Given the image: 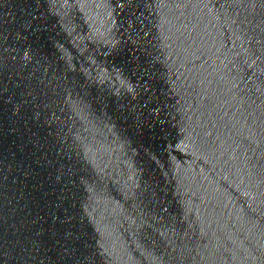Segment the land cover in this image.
I'll return each mask as SVG.
<instances>
[{
  "label": "water",
  "instance_id": "95a60500",
  "mask_svg": "<svg viewBox=\"0 0 264 264\" xmlns=\"http://www.w3.org/2000/svg\"><path fill=\"white\" fill-rule=\"evenodd\" d=\"M0 264H249L83 0H0Z\"/></svg>",
  "mask_w": 264,
  "mask_h": 264
}]
</instances>
